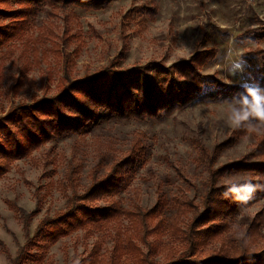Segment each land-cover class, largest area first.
Returning <instances> with one entry per match:
<instances>
[{"label":"rangeland","instance_id":"obj_1","mask_svg":"<svg viewBox=\"0 0 264 264\" xmlns=\"http://www.w3.org/2000/svg\"><path fill=\"white\" fill-rule=\"evenodd\" d=\"M47 10L40 12L20 37L0 48V118L24 103L56 96L69 82L94 77L103 79L102 96L107 100L119 101L126 90L136 96L146 85L163 87L166 95L181 92L191 75L179 76L176 66L204 50L212 52V57L200 64L207 80L203 91L211 88L208 82L212 78L228 85L255 86L244 56L255 47L264 48V41L254 40L248 33L257 27V20L264 21V0H111L98 9H57L52 17ZM9 22L0 18V26ZM255 92L264 97V88ZM234 110L241 115L248 113L254 126L218 151L215 168L237 162L253 149L255 136L264 134L260 117L264 110L256 103L198 99L162 119L112 121L85 137L71 134L56 138L30 158L14 162L0 178V240L5 244V248L0 246V264H13L39 222L65 210L72 195L70 170L79 167L75 177L82 193L90 186L95 169L100 176L106 174L138 139L145 153L129 188L119 195L122 204L150 208L161 194L171 201L180 197L201 204L208 175L199 158L201 149L211 154L214 146L233 135L237 126ZM257 160L248 157L249 162ZM247 177V173H232L220 180L229 183ZM7 201L28 213L39 208L28 229ZM262 211L264 196L244 208L231 228L245 225ZM127 223L124 220L123 224ZM259 231L257 244L252 245L262 250L264 218ZM84 234L78 230L62 237L45 250L42 260H19L18 264H79L96 245L100 250L97 264H112L114 243L110 235L94 232L85 238ZM31 250L32 254L37 251L34 247ZM154 259L161 262L163 257L158 254ZM118 264L133 262L122 257Z\"/></svg>","mask_w":264,"mask_h":264},{"label":"trees","instance_id":"obj_2","mask_svg":"<svg viewBox=\"0 0 264 264\" xmlns=\"http://www.w3.org/2000/svg\"><path fill=\"white\" fill-rule=\"evenodd\" d=\"M107 1L111 0H0V18L10 19L8 24L0 26V48L20 37L46 7L48 17H52L57 9L69 6L98 9ZM248 33L254 40L264 41V21L257 20V27ZM210 57L212 52L204 50L176 66L179 76L191 75L182 84L181 92L174 90L166 95L162 94L163 87L146 85L136 96H130L131 90H126L119 101L107 100L102 96L103 79L94 77L69 82L56 96L12 109L0 118V178L14 162L30 158L48 141L71 134L85 137L103 123L162 119L176 110L186 109L198 99L209 103L250 100L264 110V97L255 95L256 88H264V48L255 47L244 56L246 70L255 86L228 85L212 78L208 82L211 88L203 91L207 80L200 72V64ZM253 126L252 119H243L233 135L214 146L211 154L201 149L199 158L208 173L201 204L180 197L171 201L166 194H161L150 208L138 203L128 207L122 204L119 195L129 188L145 153L140 139L134 141L127 155L115 161L106 174L100 176L95 169L90 186L82 193L77 190L75 177L79 167L73 168L68 177L72 195L67 207L39 222L13 264L26 259L42 260L48 247L78 230L85 232V238L94 232L109 234L114 243L112 264H118L122 257L133 264H264V249L252 245L257 244L254 242L261 235L259 226L264 211L245 225L231 228L244 208L264 196V134L255 136L253 149L237 162L213 167L218 151L234 144ZM248 157L258 160L249 162ZM232 173H247L248 177L229 183L220 180ZM7 203L21 214L26 229L40 211L37 207L28 213L11 201ZM170 210L174 211L166 215ZM124 220L127 225L123 224ZM0 246L5 248L1 240ZM33 247L37 250L34 254ZM25 250L28 256L24 255ZM99 251L96 245L79 264H97ZM158 254L163 257L161 262L154 259Z\"/></svg>","mask_w":264,"mask_h":264},{"label":"clouds","instance_id":"obj_3","mask_svg":"<svg viewBox=\"0 0 264 264\" xmlns=\"http://www.w3.org/2000/svg\"><path fill=\"white\" fill-rule=\"evenodd\" d=\"M256 99L258 100L259 97H256ZM234 120L233 123L234 125H239L240 121L243 119H247L248 118V113H244L243 115H241L238 111L234 110ZM260 117L262 120H264V112H260Z\"/></svg>","mask_w":264,"mask_h":264},{"label":"snow or ice","instance_id":"obj_4","mask_svg":"<svg viewBox=\"0 0 264 264\" xmlns=\"http://www.w3.org/2000/svg\"><path fill=\"white\" fill-rule=\"evenodd\" d=\"M258 101H259V99H258ZM246 103L248 102V101H245Z\"/></svg>","mask_w":264,"mask_h":264}]
</instances>
